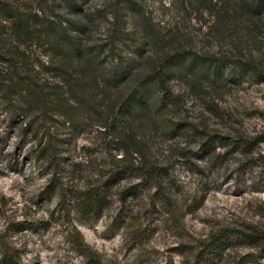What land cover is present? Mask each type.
<instances>
[{
    "label": "rangeland",
    "instance_id": "374dc122",
    "mask_svg": "<svg viewBox=\"0 0 264 264\" xmlns=\"http://www.w3.org/2000/svg\"><path fill=\"white\" fill-rule=\"evenodd\" d=\"M124 2L118 48L132 71L129 87L167 54L213 56L226 73L201 86L178 64L170 82L176 102L157 117L141 111L124 119L100 103L91 115L70 103L72 123L38 109L20 117L21 95L0 98V264L11 257L15 264L92 263L78 250L81 241L98 253L96 264H196L215 239L224 250L209 264H264V251L241 236L264 230V18L225 17L214 6L220 0ZM105 5L85 0L91 46L110 42ZM37 50H29L30 63L42 59ZM95 65L84 88L72 90L87 105ZM41 76L62 88L57 74ZM124 91L131 89L110 95ZM93 193L101 209L84 208L83 196Z\"/></svg>",
    "mask_w": 264,
    "mask_h": 264
},
{
    "label": "trees",
    "instance_id": "16d2710c",
    "mask_svg": "<svg viewBox=\"0 0 264 264\" xmlns=\"http://www.w3.org/2000/svg\"><path fill=\"white\" fill-rule=\"evenodd\" d=\"M60 1L62 6L58 3ZM108 1L109 5H105L101 14L109 19L110 42L103 46H91L86 39L89 33L88 25L82 18L85 0H27L21 6H4L0 3V98L13 99L14 96L21 95L24 99L16 109L20 117L30 116L38 109L45 115L56 114L72 123L74 119L70 117V103L85 107L88 115L93 112V105L100 103L108 112L116 110L115 113L124 119L141 111L150 117H157L169 104L176 102L170 82L178 73L175 71L178 64L184 62L188 66L181 70L180 74L186 76L193 84L200 83L201 86V83L206 82L214 84L225 75L227 66L218 63L213 56L197 55L193 60H188L183 53H174L167 54L161 62L156 61L146 76L135 81L137 85L129 87L134 84V81L130 82L132 71L118 48L119 35L123 32L125 0ZM207 1L193 0L191 4L200 6ZM212 1L214 0H211V3ZM220 1L214 6H220L217 12L222 11L225 17H236L241 13L247 19L264 18V0ZM96 11L99 12L100 9ZM252 33L256 35L258 31L254 29ZM134 34L130 37L136 42L140 38L134 37ZM135 46L137 50L140 48L139 45ZM33 47L41 52L42 59L37 63H30L31 56L28 52ZM106 51L112 60L111 63L104 59ZM114 61L117 66L113 65ZM241 63L245 65V61ZM91 64H96L99 77L91 80L93 92L86 100L87 105L84 97L72 90L77 91L81 85L84 88L83 75ZM43 73L57 74L62 88H51L41 76ZM115 88H127L131 91H124V94L113 98L110 91ZM96 89L101 92V98L96 94ZM28 131L29 128L26 129V132ZM82 202L84 208L90 210L101 209L103 204L101 196L95 193L83 196ZM241 234L247 242L264 251V230L253 229ZM78 250L82 251L84 258L92 260L89 264H96L94 260L100 258L98 253L83 241ZM223 250L222 239H215L204 253L199 254L195 263L209 264L210 259L215 260ZM6 264H15L14 257L8 259Z\"/></svg>",
    "mask_w": 264,
    "mask_h": 264
}]
</instances>
